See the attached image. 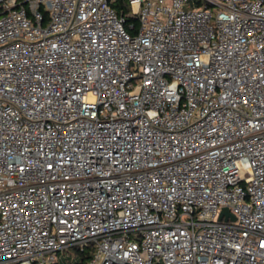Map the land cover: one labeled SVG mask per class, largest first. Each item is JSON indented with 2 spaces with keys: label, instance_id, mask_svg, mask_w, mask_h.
<instances>
[{
  "label": "built area",
  "instance_id": "2783aa9c",
  "mask_svg": "<svg viewBox=\"0 0 264 264\" xmlns=\"http://www.w3.org/2000/svg\"><path fill=\"white\" fill-rule=\"evenodd\" d=\"M115 1L0 0V264H264V0Z\"/></svg>",
  "mask_w": 264,
  "mask_h": 264
},
{
  "label": "trees",
  "instance_id": "16d2710c",
  "mask_svg": "<svg viewBox=\"0 0 264 264\" xmlns=\"http://www.w3.org/2000/svg\"><path fill=\"white\" fill-rule=\"evenodd\" d=\"M20 2H23L24 0H18ZM113 6L117 9V11L120 14H124L128 11V6L125 2V0H118L113 3ZM44 12L45 9H43ZM129 23H133V25L136 27L138 24V19L137 17L133 15H129L127 18V28L130 29ZM135 27L133 29H130L131 32H135ZM93 249L91 247H88L87 250L81 251L79 249H75L76 255H75V260H70L67 259L65 262L59 261H54L52 264H84L92 255Z\"/></svg>",
  "mask_w": 264,
  "mask_h": 264
},
{
  "label": "rangeland",
  "instance_id": "374dc122",
  "mask_svg": "<svg viewBox=\"0 0 264 264\" xmlns=\"http://www.w3.org/2000/svg\"><path fill=\"white\" fill-rule=\"evenodd\" d=\"M75 255H76V252L74 250H68V251L60 253V255L58 256V259L61 262H65L67 261V259H70L73 261L75 260Z\"/></svg>",
  "mask_w": 264,
  "mask_h": 264
},
{
  "label": "water",
  "instance_id": "95a60500",
  "mask_svg": "<svg viewBox=\"0 0 264 264\" xmlns=\"http://www.w3.org/2000/svg\"><path fill=\"white\" fill-rule=\"evenodd\" d=\"M223 213L230 214V212H229V208H228V207H225L224 210H223ZM233 219H235L234 216H233Z\"/></svg>",
  "mask_w": 264,
  "mask_h": 264
}]
</instances>
